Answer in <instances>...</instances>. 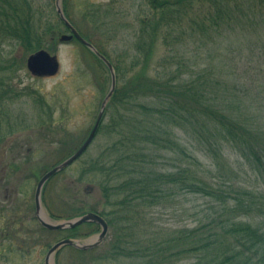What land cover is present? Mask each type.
<instances>
[{"label": "trees", "instance_id": "trees-1", "mask_svg": "<svg viewBox=\"0 0 264 264\" xmlns=\"http://www.w3.org/2000/svg\"><path fill=\"white\" fill-rule=\"evenodd\" d=\"M16 4L0 0V43L11 39L32 53L44 48L49 36L68 31L56 9L60 25L47 22L41 32L32 11ZM135 5L133 16L110 7L104 15L131 16L125 26L135 25L134 45L119 63L96 47L116 72L117 89L104 117L118 107L110 128L119 139L82 174L99 181L100 215L117 234L108 255L132 264H264V68L259 65L258 78L247 87L233 58L228 61L229 51L241 54L247 45L253 57L257 50L264 53V0H136ZM63 10L72 22L65 0ZM197 40L220 51L218 64H195L187 46ZM158 45L166 52L149 75ZM15 66L0 62V72ZM226 149L255 175L257 186L237 181ZM182 192L208 201L205 217L192 228L150 231L152 211ZM89 225L92 233L98 231ZM78 230H67L69 238H77Z\"/></svg>", "mask_w": 264, "mask_h": 264}, {"label": "rangeland", "instance_id": "rangeland-1", "mask_svg": "<svg viewBox=\"0 0 264 264\" xmlns=\"http://www.w3.org/2000/svg\"><path fill=\"white\" fill-rule=\"evenodd\" d=\"M135 2L65 0V7L76 29L106 52L113 62L119 63L124 51L131 45L135 25L128 28L125 24L133 22L131 16L137 10ZM16 3L17 7L23 6L24 10L32 11L34 23L41 32L47 22L53 26L60 25L56 13H53L56 0H16ZM108 7L116 14L130 10L131 16L118 19L111 14L107 18L104 15H108ZM63 32L70 33L65 29ZM58 33L49 36L42 48L59 59L60 71L53 77L34 76L28 70L27 60L35 51L26 53L21 45L11 39L0 43V62H4L5 66L16 64L13 70L0 72V100L5 98V102L0 103V264H44L49 248L69 238L67 230L49 233L42 228L36 216V188L44 174L68 159L84 144L111 88L108 69L78 42H60L63 34ZM187 47V53L200 67L209 63L218 64L222 59L217 58L220 52L217 48L211 51L199 40ZM214 47L210 44V48ZM249 48L247 45L241 54L237 50L228 53L231 56L229 63L233 58L236 72L243 75L242 80L247 87L258 78L259 65L264 68L263 51H255L253 57ZM165 52V48L158 45L150 61L149 75H153L157 61ZM209 55L213 57L210 62V58H207ZM120 66L122 69L125 64ZM121 112L125 113L124 105ZM119 115L118 107H111L103 122L104 129L86 153L47 182L43 206L51 220L59 222L88 212L100 214L103 211L99 181L83 177L82 174L83 170L91 167V160L99 158L119 139V135L112 133L110 128L113 117L119 118ZM181 137L183 143L186 142V138ZM194 150L202 162L209 164L200 151ZM225 155L237 175V181L246 186H257V178L247 171L241 160L227 149ZM171 200L165 207L152 211L154 213L150 214L152 217L147 223L150 231L163 226L174 229L195 227L209 208L204 198L184 192ZM92 230L93 226H80L77 239L86 240L100 232V229L95 233ZM116 235L115 229L110 227L103 244L88 251L63 247L55 256V264H132L127 258L111 259L108 255Z\"/></svg>", "mask_w": 264, "mask_h": 264}, {"label": "water", "instance_id": "water-1", "mask_svg": "<svg viewBox=\"0 0 264 264\" xmlns=\"http://www.w3.org/2000/svg\"><path fill=\"white\" fill-rule=\"evenodd\" d=\"M56 11L60 19L63 21L67 29L70 31L69 34H63L60 36V42H70L76 39L83 46L88 48L93 54H95L103 63L108 67L111 76V88L109 93L105 97L96 123L84 144L68 159L57 165L46 174L42 176L38 182L36 193H35V204H36V216L40 224L51 231H61L75 229L83 224L92 223L97 224L101 227V232L97 235L90 237L86 240H78L74 238H67L59 241L53 245L47 252L45 258V264H54V258L56 253L63 247L70 246L77 250L88 251L95 249L103 244L109 233V224L100 214L95 212H88L79 217H75L70 220L64 221H52L45 212L43 206V190L47 182L55 175L68 168L70 165L75 163L82 155L88 150V148L94 142L96 135L100 129L102 121L104 119L108 104L112 99L117 89V76L112 63L102 54L99 50L89 41H87L78 30L71 24L66 17L63 10V0H56ZM60 62L56 55H52L47 50H39L34 54L30 55L27 60V68L34 76L38 77H53L56 76L60 71Z\"/></svg>", "mask_w": 264, "mask_h": 264}, {"label": "flooded vegetation", "instance_id": "flooded-vegetation-1", "mask_svg": "<svg viewBox=\"0 0 264 264\" xmlns=\"http://www.w3.org/2000/svg\"><path fill=\"white\" fill-rule=\"evenodd\" d=\"M46 257V256H45ZM44 264H45V262H44Z\"/></svg>", "mask_w": 264, "mask_h": 264}]
</instances>
